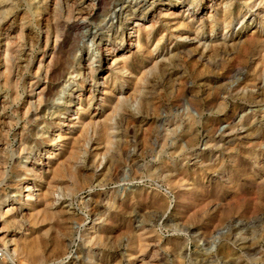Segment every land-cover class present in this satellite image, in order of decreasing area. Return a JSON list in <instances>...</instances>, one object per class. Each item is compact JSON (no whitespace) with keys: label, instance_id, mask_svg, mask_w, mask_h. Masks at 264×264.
Instances as JSON below:
<instances>
[{"label":"rangeland","instance_id":"1","mask_svg":"<svg viewBox=\"0 0 264 264\" xmlns=\"http://www.w3.org/2000/svg\"><path fill=\"white\" fill-rule=\"evenodd\" d=\"M5 1L10 3L0 9V264H264V116L244 125L245 138L222 146L228 137H219L229 130L222 117L241 109L264 111V55L251 45L260 7L234 0L230 11L215 12L210 1L197 0L191 13L207 4L205 17L213 16L201 26L189 25L190 39L200 27L193 41L178 40L171 31L188 19L166 25L159 12L167 7L155 2L137 19L156 30L137 52L127 45L134 38L129 13L121 17L123 38L90 42L89 33L100 31L96 24L108 33L118 0ZM79 7L87 15L77 27ZM253 17L246 28L245 20ZM240 31L243 36L230 44V34ZM212 43L213 49L205 47ZM88 53L95 54L91 65ZM104 55L90 76L89 68ZM116 55L143 59L131 70L142 74L140 91H133L130 74L110 70ZM237 65L244 69L238 90ZM73 68L79 79L66 84L65 93L83 94L80 109L91 97L88 112L101 110L96 90L104 80L106 103L88 132L58 158L62 143L56 135L64 114L45 98L57 94L62 76ZM249 88L259 94L248 98ZM77 102L66 115H76ZM28 184L39 190L30 191L34 197L26 205ZM70 237L71 245L64 246L63 238Z\"/></svg>","mask_w":264,"mask_h":264},{"label":"bare ground","instance_id":"2","mask_svg":"<svg viewBox=\"0 0 264 264\" xmlns=\"http://www.w3.org/2000/svg\"><path fill=\"white\" fill-rule=\"evenodd\" d=\"M11 1V0H10ZM14 1V0H13ZM12 1V2H13ZM211 2V5L212 6H209L210 8L212 7V11H215L217 12V10L219 8H224L223 11L224 12H228L231 10V8L234 6V0H208ZM246 3H253L258 5V7H260L261 11L259 13H256L257 15V18L259 19L258 21V27L256 29V32L254 34H252L251 36V45H252V48L254 49L255 47L257 48V53L258 54H263L264 55V0H244ZM243 1V2H244ZM12 2H11V5H12ZM95 2V1H94ZM150 2V5H152V7H148L147 6V3ZM155 2H162V5H165L167 8H165L164 10H161L159 12V17L162 19V21H164V23L166 25L170 24L171 25H175V20L176 19H188L187 23H179L177 26L175 27H172L171 26V31H174L176 32V35H175V38L178 39V40H185V39H190V35H189V32L191 33V29L189 27V25H192L193 23H195L196 21H199L198 24L199 26H201V23L203 22V18H211L213 16V14H210L209 15H206L207 17H205V9H207V4L205 7L202 8V10H199L198 12L194 11L191 13L190 11V7L191 5L193 4H196L197 3V0H118V2L116 3V11L113 10V15L110 16L108 19H107V26H106V30H107V34H105V32L103 31V29L105 28V25L103 24H96L98 26V29H100V31H96L94 33H89V36H90V42H94L96 39L98 38H103V37H107L108 40H112L110 39V37L112 38H123V32L121 31L122 30V22H121V17L126 14V13H129V18L132 20L131 22V26L134 28V31H132L134 33V38H133V42H127V45H134V47L136 48V51L137 52H140L142 47L144 45H147L151 42V39L155 33L156 30H154L155 28L152 26V25H140L138 22H137V19L139 17V15H143L144 13H150V9L153 8V5ZM189 2V5L188 7L185 6V3H188ZM256 2V3H255ZM10 2H7L5 0H0V9H4L5 7L4 6H7ZM14 3V2H13ZM245 3V4H246ZM17 4V3H16ZM95 4V3H93ZM215 5V6H214ZM252 5V6H253ZM10 6V5H9ZM214 6V7H213ZM250 6V7H252ZM15 7V6H14ZM86 7V6H85ZM95 7V6H93ZM7 8V7H6ZM87 8V7H86ZM178 8V9H177ZM259 9V10H260ZM5 10V9H4ZM4 10H2L4 12ZM8 10V9H7ZM91 10V9H90ZM147 10V11H146ZM174 10V11H173ZM176 10V11H175ZM6 11V10H5ZM76 11V13L80 16L78 18V20H76V23L73 24L75 26H79L80 23L79 21L80 20H85V14L87 15V10L83 7H79V8H76L74 10V12ZM2 13V12H1ZM0 13V14H1ZM3 16V15H1ZM76 18V17H75ZM74 19V18H73ZM105 19V18H104ZM218 19V18H216ZM254 17L253 18H249L248 20H245L246 23H245V27L248 28L253 22H254ZM103 20V19H102ZM157 19H155L156 21ZM106 21V20H105ZM224 21H227V19H224ZM157 22V21H156ZM158 24V23H157ZM160 24V23H159ZM76 28V27H75ZM253 28V29H254ZM199 29L200 27L197 28V30L195 31V35L194 37H192L190 40H195L196 41V38L198 37V32H199ZM202 29V28H201ZM214 30V29H213ZM185 31V32H184ZM255 31V30H254ZM193 33V31H192ZM174 34V33H173ZM163 35L164 34H161V36L158 38L156 44H155V47L157 45H159L160 41L162 40L163 38ZM213 36V35H212ZM243 36V32L240 31L236 34H230V41L232 43L230 44H235V40H239L241 37ZM250 39V38H248ZM247 40V39H246ZM201 41V40H200ZM211 42V41H210ZM248 43L250 42L249 40L247 41ZM205 44V43H204ZM246 44V43H245ZM215 44H208V45H205V47H209V49H213ZM219 45V44H218ZM227 46L229 45L228 43L226 44ZM232 45V46H233ZM220 46V45H219ZM217 47V46H216ZM215 47V48H216ZM224 48V47H223ZM204 49V48H203ZM242 49V48H241ZM244 49V48H243ZM247 49V48H246ZM5 50V49H4ZM15 51V50H14ZM99 51V50H98ZM107 52H110V50H107ZM239 52H242V51H239ZM245 52V51H244ZM247 52V50H246ZM13 53V52H12ZM10 54V52H9ZM97 54V52H96ZM173 54V53H172ZM210 54V53H209ZM246 54V53H245ZM94 55L95 54H90L88 53V58L91 60L90 61V65L93 64L94 62ZM13 56V55H12ZM85 57V56H84ZM115 58L112 60L111 64L109 65L110 66V70L114 73H117L120 77L124 74V73H128L130 74V77L133 79L134 78V82H133V86H132V89L133 91H136L137 88V83H140L141 82V76L142 74L139 76H137V73H133L131 70L137 65V63H142L143 59L141 60H136V61H133L135 63H133L132 61L128 60L127 57H121V56H114ZM169 57V56H168ZM234 57V56H233ZM87 58V59H88ZM5 59V58H4ZM106 56L104 55V57L100 56L98 57L97 61L99 62L98 66L96 67H90L89 68V73H90V76L93 75L99 68H100V63L102 60H106ZM232 59V58H231ZM242 59V58H241ZM240 59V60H241ZM79 62V61H78ZM239 62V61H238ZM4 63V62H3ZM236 63V62H235ZM2 64V63H1ZM240 64V63H239ZM242 64V63H241ZM165 67V65H163ZM234 66V65H233ZM264 66V65H263ZM62 67V66H61ZM70 69V68H69ZM109 69V68H108ZM262 69V68H261ZM143 70V69H142ZM162 70V69H161ZM164 70V69H163ZM65 71V70H63ZM165 71V70H164ZM233 71V70H232ZM236 76H237V80L235 82V85H234V88L238 90V88L243 84V81H244V77H242L243 73H244V69L240 66V65H237L236 66V71H234ZM62 73V72H61ZM132 73V74H131ZM169 74V73H167ZM61 75V74H60ZM78 75H80V73H78V71L73 68L72 70H68L66 71L65 75L62 76V81L64 82V84L62 85L61 89H59V91L57 92L56 95H49L48 97L45 98V101L48 103L50 100L54 103L53 105H55V108L57 107V109L59 110V112L61 111V113L64 114L63 116V119L61 124V131L59 133H57L56 135V139L57 141L61 142L62 146L59 148L58 152H57V155H58V158H65L64 156L68 153L69 149L73 147H70V144L72 142V140H75L77 137L81 136L83 133H85L88 129H89V126L91 124L94 123L95 119H94V116H97L99 114H102L103 110H104V103L105 102V96L106 95V91H105V88H107L105 85V80L102 82V88L99 89V90H96L97 91V94L99 96V108L101 110H98L99 112H94L93 114L88 110H89V106H90V103H91V100L90 98L88 97V106L87 108H85L84 110H81L80 109V105L82 104V102L84 101V98H83V94L82 93H77V96H76V91L75 89L72 90V92L70 93H65V88H66V84H70V83H73L76 81H78ZM235 76V77H236ZM58 77V76H57ZM89 77V76H88ZM4 78V77H3ZM84 78V77H83ZM104 79H106V77H104ZM83 80V79H82ZM253 81V80H252ZM61 82V81H60ZM150 83V82H149ZM98 84V82L96 83V85ZM142 84V83H141ZM79 86H81V83L79 81L78 83ZM257 86V85H256ZM126 88H131V86L129 85H125ZM140 87H142V85H140ZM245 86H242L241 88L243 89ZM248 88V86L246 87ZM254 88V87H252ZM125 88L123 86H120L119 88V91H122L124 90ZM260 89V88H259ZM138 91H140V88L138 89ZM247 91H250L249 94L247 95L248 98H252L254 96V92H256L257 90H252V89H247ZM259 91V90H258ZM55 92V91H54ZM261 93L263 92L260 91ZM260 93V94H261ZM54 94V93H53ZM255 94H259V93H255ZM52 96V97H51ZM59 99L58 101L54 102V99ZM90 96V95H89ZM120 96V95H118ZM243 96V95H242ZM260 96V95H259ZM257 97V95H256ZM75 98H77V104L78 106L76 107V115L74 116H70L69 115H66L69 108L71 107L72 105V102L73 100H75ZM94 98V96H93ZM92 98V99H93ZM56 99V100H57ZM118 100H120V97H117ZM253 100V99H252ZM260 100V99H259ZM44 101V99H43ZM50 101V102H51ZM49 102V104H50ZM119 102V101H117ZM44 103V102H43ZM44 105V104H43ZM46 108V107H45ZM56 111V110H55ZM56 113V112H55ZM60 113V114H61ZM241 113V114H240ZM53 114V113H52ZM54 115V114H53ZM62 115V114H61ZM257 116H264V111L263 110H257V111H251L250 113H247L246 111L243 112V109H241L240 111H235L233 113V115H228V116H224L222 117L221 119L219 120H225L229 126V130L228 131H224L222 132V134L219 136L222 140V138L224 136H226V138L228 137V139L226 141L223 142L222 140V146H225V143L228 144L229 142L233 141L234 139H242V138H245L246 135L248 134V129H245L244 128V125L252 118H256ZM57 117H60L59 114L57 115ZM87 120V121H85ZM129 120V119H128ZM255 120V119H254ZM97 121V120H96ZM258 125V124H257ZM94 126V125H92ZM237 126V128H236ZM239 127V128H238ZM107 128V127H106ZM104 128V129H106ZM244 128V129H243ZM243 129V130H242ZM103 130V129H102ZM88 132V131H87ZM104 133H106L104 131ZM43 133H41L39 136H42ZM102 134V133H101ZM251 134V132H250ZM105 135V134H103ZM102 135V136H103ZM107 135V134H106ZM105 139L108 137L107 136H104ZM38 138V137H37ZM40 138V137H39ZM55 138V137H54ZM219 138V139H220ZM104 139V138H103ZM80 140V139H79ZM220 140V141H221ZM218 142V141H217ZM246 142V140H245ZM45 144V143H44ZM229 147V146H228ZM231 147V146H230ZM229 147V148H230ZM232 148V147H231ZM71 149V150H72ZM104 149V148H103ZM71 152V151H70ZM70 154V153H69ZM97 156V155H96ZM51 158H54L52 155L51 156H47V159H51ZM101 158V157H100ZM46 162V161H45ZM67 165L68 164V161H66ZM65 161H62V166L64 163H66ZM48 163V162H46ZM44 164V163H43ZM60 164V163H58ZM65 165V164H64ZM108 165V164H107ZM61 166V165H60ZM89 166V165H88ZM58 167V165H57ZM62 168V167H61ZM55 171V170H54ZM59 171V170H58ZM60 172V171H59ZM62 175V174H61ZM26 180H31L29 178H26ZM29 184H32V183H29ZM26 185V190H24L25 192H28L26 195H24L23 193V196H26V205H28L30 203V201L33 200V194L34 193H30V191H34V190H39V189H34L36 187L35 183H33L35 187H33L32 189L29 187L30 185ZM38 195V194H37ZM43 197V195H42ZM36 198V197H35ZM52 201V200H51ZM50 201L49 198H46V203L48 205H50V208H53L52 207V202ZM44 207V206H43ZM59 207V206H58ZM28 208V207H27ZM45 208V207H44ZM57 208V207H55ZM22 208H20L19 210H21ZM29 209V208H28ZM47 209V208H46ZM61 210V209H60ZM10 211V210H8ZM63 211H65L66 213H69V209L66 208L64 209ZM50 212V211H49ZM55 212V211H54ZM53 212V213H54ZM59 212V210L57 211ZM56 212V213H57ZM2 213V215L0 216H3V210H0V214ZM52 213V214H53ZM65 215V214H64ZM72 215V214H71ZM45 217V216H44ZM29 218V217H28ZM38 218V217H37ZM65 218H63L64 220ZM71 219V218H70ZM62 220V218H61ZM69 220V219H68ZM13 222V221H12ZM28 223V222H27ZM7 224V223H6ZM32 225V224H31ZM25 226V225H24ZM34 226V225H33ZM39 226V225H38ZM37 227V226H36ZM138 227V226H137ZM25 228V227H24ZM48 228V227H46ZM72 227H70L69 229H71ZM53 229V228H52ZM28 230V229H27ZM31 230V229H30ZM61 230V229H60ZM46 231V230H45ZM53 231V230H52ZM67 231V230H66ZM97 230H95L94 232H96ZM55 232V236L60 232L56 233ZM68 232V231H67ZM70 232V231H69ZM44 233V232H43ZM42 233V234H43ZM98 233V232H97ZM144 233V232H142ZM30 234V233H29ZM41 235V234H40ZM62 235V234H61ZM35 236V235H34ZM54 236V237H55ZM63 236V235H62ZM71 236V235H70ZM97 236V235H96ZM100 236V235H99ZM143 236V235H142ZM145 236V235H144ZM149 236V235H148ZM38 237V235L36 236V238ZM53 237V238H54ZM66 237V236H65ZM59 238V237H58ZM101 238V237H100ZM146 240V236L144 238ZM2 240V239H1ZM63 242H64V246H70L73 239L72 237L70 238H63ZM88 240V239H87ZM22 241V240H21ZM20 241V242H21ZM25 241V240H24ZM35 241V240H34ZM37 241V240H36ZM41 241V240H40ZM52 241V240H51ZM56 241V240H55ZM58 241V240H57ZM61 241V240H59ZM58 241V242H59ZM62 242V241H61ZM35 243V242H34ZM46 243V242H45ZM60 243V242H59ZM53 244V242H52ZM120 244V243H119ZM37 245V244H36ZM42 245V244H41ZM58 245V243H57ZM61 244V246H63ZM28 246V245H27ZM33 246V245H31ZM39 246V245H38ZM51 246H54V245H51ZM50 246V247H51ZM123 246V245H122ZM24 247V246H22ZM30 247V246H29ZM34 247V246H33ZM56 247V246H55ZM54 247V248H55ZM67 247V248H68ZM125 247V245H124ZM39 248V247H37ZM58 248V247H57ZM64 248V247H63ZM66 248V247H65ZM64 248V249H65ZM66 248V249H67ZM33 249V248H32ZM30 249V250H32ZM35 249V247H34ZM34 249H33V254L35 253L34 252ZM38 250V249H36ZM35 250V251H36ZM49 250V249H48ZM52 250V248H51ZM50 250V251H51ZM63 250V249H62ZM19 251V250H18ZM48 251V252H50ZM59 251V250H58ZM45 252V251H44ZM56 252V251H55ZM64 252V251H63ZM52 253V252H51ZM58 253V252H57ZM62 253V252H61ZM31 254H32V251H31ZM65 254V253H64ZM69 254V253H68ZM47 255V254H46ZM52 255V254H51ZM80 255V254H79ZM26 256V255H25ZM31 256V255H30ZM35 256V255H33ZM40 256V255H39ZM78 256V255H77ZM67 257V256H66ZM33 258V257H32ZM31 258V259H32ZM37 258V256H36ZM39 258V257H38ZM55 258V257H54ZM57 258V257H56ZM59 258V257H58ZM42 259H43V256H42ZM45 260V259H44ZM47 260V259H46ZM56 260V259H55ZM35 261V260H34ZM37 261V260H36ZM101 261V260H100ZM39 262V261H38ZM37 262V263H38ZM49 262V261H48ZM35 263V262H34ZM43 263V262H42ZM41 263V264H42ZM98 263V262H97Z\"/></svg>","mask_w":264,"mask_h":264},{"label":"built area","instance_id":"3","mask_svg":"<svg viewBox=\"0 0 264 264\" xmlns=\"http://www.w3.org/2000/svg\"><path fill=\"white\" fill-rule=\"evenodd\" d=\"M2 256V251H1V249H0V257Z\"/></svg>","mask_w":264,"mask_h":264}]
</instances>
